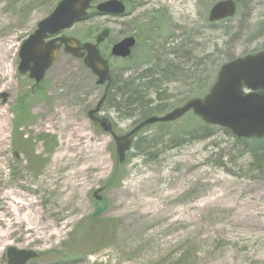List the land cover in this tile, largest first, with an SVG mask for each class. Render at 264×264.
Masks as SVG:
<instances>
[{
    "label": "rangeland",
    "instance_id": "obj_1",
    "mask_svg": "<svg viewBox=\"0 0 264 264\" xmlns=\"http://www.w3.org/2000/svg\"><path fill=\"white\" fill-rule=\"evenodd\" d=\"M58 1L0 0V264L8 247L39 254L26 264H264V175L233 134L191 137L201 123L189 111L142 130L117 168L111 135L87 116L103 86L82 60L61 49L37 86L18 72L22 41ZM216 1L141 0L123 16L92 9L62 33L85 42L109 28L99 47L123 78L141 67L180 70L162 86L161 115L203 96L229 57L263 48L264 0H239L234 16L210 22ZM158 10L161 28L131 57L108 55L136 30L134 18ZM29 91L28 116L17 119ZM101 111L119 135L140 116Z\"/></svg>",
    "mask_w": 264,
    "mask_h": 264
},
{
    "label": "water",
    "instance_id": "obj_2",
    "mask_svg": "<svg viewBox=\"0 0 264 264\" xmlns=\"http://www.w3.org/2000/svg\"><path fill=\"white\" fill-rule=\"evenodd\" d=\"M92 1L59 0L49 15L38 21L34 31L22 41L18 52V72L27 73L38 84L61 48L65 53L82 59L96 77V84L105 85L102 97L87 116L95 126L111 135L118 163H123L126 151L144 127L156 122L174 121L189 111L206 124L227 128L237 138H264V49L223 63L204 96L191 98L162 115H150L126 133L116 134L111 120L99 116L111 84V75L108 60L101 55L98 45L109 36L110 30L104 28L95 35L93 42L83 43L73 36L61 34L89 15ZM95 10L101 15L123 16L126 13L122 0H102L95 5ZM235 11L233 0H220L210 8L208 20L213 22L230 17ZM135 43L134 36H125L112 45L111 54L126 58ZM102 190V187L96 189L93 196L101 199L99 193ZM5 253L8 264H26L39 255L36 251L15 247H8Z\"/></svg>",
    "mask_w": 264,
    "mask_h": 264
},
{
    "label": "trees",
    "instance_id": "obj_3",
    "mask_svg": "<svg viewBox=\"0 0 264 264\" xmlns=\"http://www.w3.org/2000/svg\"><path fill=\"white\" fill-rule=\"evenodd\" d=\"M122 1L125 3L126 8H132L134 7V5H139L141 3V0ZM96 2H98V0L92 1L93 4L91 5L90 10H95L94 3ZM230 18H225L223 20H228ZM134 19L136 21L137 28L135 31L129 34L134 35L137 38V41L143 37L144 41H146L150 39L149 34L152 30L158 31L161 28V21L165 20V14L164 11L158 10L153 11L151 15L147 18L137 17ZM262 25L263 27H261V25L260 27H258L259 31L263 30L264 23ZM91 33L92 32H90V34L88 35L91 36ZM108 55L111 56L110 52ZM233 58L235 57H229L227 61ZM177 72L179 73L181 71L169 67L168 64H164L159 68L141 67L137 69V72H135L134 74H129L125 78L122 77V74L115 75L111 72V84L106 92L103 107L108 105V107L114 108L116 112L120 115V117H127L140 113V116L135 123L140 122L147 116L153 114H160L161 112H163V109H165V107L167 106L166 99L168 97V95L165 94L166 88H162V86L165 83L171 81L173 79L171 75H177ZM30 91L34 93V89L33 91L32 89ZM30 91L27 95H24L23 97L21 96L18 100L19 102L16 105L17 119L28 116L29 106L27 105L30 99ZM152 93L154 94V96H151ZM36 94H38V96L41 95V93ZM195 117L198 118L201 123V126L196 129L193 128V130L189 132L191 134V137L193 138L204 139L210 137L214 133L216 127L221 128L223 131H225V133H231L225 127L206 124L202 122L199 117ZM158 123H161L162 125L167 124V122ZM20 127L21 126L18 123L15 125L16 130H18ZM145 128H143L142 130H144ZM23 136H25V134L23 132H20V144H22V141H28V139L26 138L23 139ZM235 141L242 144L244 151L250 154V156L252 157L251 164L253 168L257 172L262 173L264 175V138L235 137ZM16 145L18 146L19 143H17ZM126 160L127 158H125L122 164H118V162L116 161L115 166L118 164L116 167L119 168L126 162ZM57 263H60V261H57Z\"/></svg>",
    "mask_w": 264,
    "mask_h": 264
},
{
    "label": "flooded vegetation",
    "instance_id": "obj_4",
    "mask_svg": "<svg viewBox=\"0 0 264 264\" xmlns=\"http://www.w3.org/2000/svg\"><path fill=\"white\" fill-rule=\"evenodd\" d=\"M99 49H100V47H99ZM110 49H111V48H110ZM100 52L102 53V50H101V49H100ZM102 54H103V53H102ZM103 56H104V57H107V56L104 55V54H103ZM103 89H104V86H103ZM102 108H104L103 105H102ZM101 112H102V111H101ZM101 115H102V116H105L104 114H101ZM107 117H108V116H107ZM108 118H109V117H108ZM109 119H110V118H109Z\"/></svg>",
    "mask_w": 264,
    "mask_h": 264
},
{
    "label": "bare ground",
    "instance_id": "obj_5",
    "mask_svg": "<svg viewBox=\"0 0 264 264\" xmlns=\"http://www.w3.org/2000/svg\"><path fill=\"white\" fill-rule=\"evenodd\" d=\"M0 58H2V55H0ZM0 61H1V59H0ZM0 70H1V68H0ZM17 217V216H16ZM18 218V217H17ZM2 236H0V238H1Z\"/></svg>",
    "mask_w": 264,
    "mask_h": 264
}]
</instances>
